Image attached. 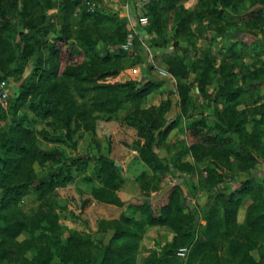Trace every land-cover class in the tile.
<instances>
[{"label": "trees", "instance_id": "obj_1", "mask_svg": "<svg viewBox=\"0 0 264 264\" xmlns=\"http://www.w3.org/2000/svg\"><path fill=\"white\" fill-rule=\"evenodd\" d=\"M45 1L46 5L43 0H0V80H7L20 71L21 61L26 63L36 54V48L46 49L36 57L38 78L18 87L19 93L11 98L8 111L0 102V120L4 122L0 126V189L4 190L0 204V264H53L55 256L59 257L60 264H138L137 250L145 228L150 225L166 226L174 236L161 249L150 251L142 264H196L197 261L200 264L223 261L264 264V180L249 177L233 190L226 186L222 189L223 172L215 169L219 166L233 171H251L264 158V95L256 97L253 89L258 87L246 89L236 85L234 73L227 64L221 69L213 67L212 62L211 67L205 66L197 75L199 92L205 94L207 85L217 80L215 100L224 107L216 111L215 121L199 118L189 123L192 135L197 138L189 146L194 161L180 163L175 159L168 163L159 154L158 147L174 125L180 123L179 119L174 123L167 121L173 104L170 96L175 90H168V96L158 107L142 108L141 104L169 79L158 77L152 69L144 78L136 77L124 64L126 51L121 47L111 50V45L120 46L126 40L127 29L122 20L99 8L89 11L83 0H61L59 11L63 23L59 30H52L45 9L55 4L52 0ZM178 1H151L147 7L152 16V23L146 27L148 32L162 28L166 22L165 11L176 7ZM238 1L199 0L195 11L179 8L176 34L185 33L189 38V33L195 32L190 27L191 22L199 21V30L204 21L222 15L220 6L236 9ZM252 1L264 6V0ZM249 14L252 17L247 23L254 28H264V7ZM224 30L220 28V32ZM48 35L50 39L42 41L41 36ZM152 39V47L166 44ZM100 41H103L102 50ZM174 45L182 47L178 42ZM186 57V54L169 56L165 60L177 79L183 114L192 104L191 86L185 81L190 74ZM260 71L264 74L263 69L255 66L250 73H245L243 81L255 86L261 77ZM249 94L253 98L252 105L238 107L241 99ZM125 102L135 106L126 116L127 123L137 129L134 149L139 151L140 161L152 171L151 176L139 175L143 191L157 190L161 174L171 168L195 173L198 164L211 157L216 166L204 169L209 173L207 186L216 189L214 200L200 213L182 186L176 184L159 210L149 202L129 204V213L100 221L101 229H113L108 243L78 229L64 242L60 210H69L72 219L78 222L93 200L125 206L126 202L119 195L125 180L111 150L105 151L100 143L96 153L65 157L59 147L43 145L42 141L70 143L76 151V134L81 130L96 133L101 115L111 117ZM24 106L39 118L38 126L28 123L30 116L21 112ZM250 121L252 131L247 130ZM228 133L236 134L238 142ZM36 163L61 165L40 176ZM75 171L79 174L87 171L84 179L96 182L90 196L82 200L80 210L60 205L50 198L51 194H57L59 187L77 179ZM30 193L37 195L40 206L31 219H25L17 214L16 206L22 196ZM247 197L252 201L244 222L239 223L238 210ZM26 230L32 237L19 240V235ZM182 247H191L185 262L177 255ZM33 250L32 256H27ZM94 250H99L100 254H95ZM221 250L226 257L221 255Z\"/></svg>", "mask_w": 264, "mask_h": 264}, {"label": "rangeland", "instance_id": "obj_2", "mask_svg": "<svg viewBox=\"0 0 264 264\" xmlns=\"http://www.w3.org/2000/svg\"><path fill=\"white\" fill-rule=\"evenodd\" d=\"M86 1L88 0H83L84 6H86ZM92 1L100 4L99 9L124 22L127 29V37L129 33H134L135 41L129 49L125 50L123 48L122 45L125 42L120 46L111 45L110 48L111 50H114L121 47L126 51L127 55L124 57V64L130 67L129 70L133 71L136 77L142 79L149 73V70L152 69L150 68L152 63L149 58L150 55L147 52L146 45L143 44V40L145 39H149L147 41L148 44L152 42V38L156 39L159 43L166 42L165 45L158 44L156 47L152 48L154 63L158 64L160 67L168 69L165 60L169 56L187 55L186 63L190 74L185 81L191 86L190 93L192 95V104L189 106L188 112H184V114L181 112V99L177 85L173 84L170 80L163 81L161 86L150 94L141 104L142 108L158 107L161 105L165 97L168 96L166 94L167 91L175 90V93L170 96L173 104L168 113L167 121L168 123H174L176 119H179L180 123L174 125L167 138L160 143L158 147L159 154L166 159V162L173 163L175 159L180 163L194 161L192 154L189 152V146L197 138L192 135L189 123L193 119L199 118L215 121L216 111L218 109L222 110L224 107L222 102L215 100V88H217L218 85L217 80L214 79L211 84L207 85V92L205 94L199 92L197 75L205 66L211 67L210 63L212 62L213 67L221 69L223 64H227L234 73L233 79L236 85H242L246 89L258 87L253 89L256 97L264 95V74L262 71H260L262 74L255 86L252 82L246 83L243 81L245 73H250L255 69V66L264 70V28H254L250 23L246 22L249 19L251 21L252 16L249 14L250 11L264 7L263 4L253 3L252 0H240L237 2L236 9L229 6H220L222 15L217 18L214 17V20L211 18V20L204 21L199 30H197V25L200 22L197 20L191 22L190 27L192 31L195 32L191 34L189 33L188 38L185 33H180L179 35L176 34V26L179 17L178 10L180 8L182 11H195L199 7V0H179L176 7H168L165 11L166 22L162 25V28L150 32L141 26H136L135 24L130 23L128 15L139 16L140 14H145L149 16V23H152V16L147 7L150 3L152 4L154 0ZM127 1L130 4V9L128 8L129 10L125 6ZM52 2L55 5L51 8H46L45 14L49 17V29L59 30L63 23L62 14L59 11L61 0H52ZM43 4L46 5L47 2L43 0ZM195 17H197V15H195ZM221 27L225 28L224 32H220ZM51 32L54 33V31ZM50 37V35L46 37L41 36V39H43L42 41H46L49 40ZM190 40H193L194 43H191ZM176 42L180 43L182 47H175L174 43ZM99 49H103V41H100ZM40 52H46V49L36 48V54L31 56L26 63L21 61L20 67L22 69L7 78V82L11 84V87L9 90L8 101L5 104L1 103L3 109L7 111L9 110L12 102L11 98L19 93L17 91L18 87L21 85H28L38 78V74L35 70V63L37 54ZM212 73L215 74V71ZM252 99L253 98L250 94L247 95V97L241 99V103L238 107L243 108L252 105ZM134 108L135 106L131 102H125L120 110L111 117L109 115H101L97 121L96 133L83 130L78 132L75 136L78 142L76 151L73 150L70 143L49 144L42 141L43 145L59 147L64 152L65 157L73 156L75 153L82 155L96 153L97 145L100 143L105 151L111 150V156L115 158L125 180L119 190V195L126 202L125 206H116L93 200L85 207L83 219L78 222L72 219L69 210H60L59 224L61 225L60 232L64 242L67 241L68 237L75 229H78L84 234L91 233L94 238L108 243L113 234V229H101L100 221L119 218L123 212L129 213L131 211L128 207L129 204L149 202L154 209L159 210L160 206L166 202L171 188L176 184H185L187 186L186 188H189L187 189L188 195L192 193L191 191L194 192V194L188 196V198L194 207L198 208L199 206L201 210L209 208V205L214 200L212 196L215 194L216 189H210L207 186L209 173L205 170V167L216 166L211 157H208L206 161L198 164L195 173L191 171L181 172L171 168L164 174H161V181L159 182V188L157 190L149 191L148 193L143 191L139 175H141V173H147L151 176L152 171L147 165L140 161L139 151L134 149V141L137 139V129L130 126L126 120V116L131 113ZM21 112L27 113L30 116L31 120H29L28 123H30L31 126H38L40 122L39 118L33 111L29 110L27 106H24L21 109ZM2 125H4V122L0 120V126ZM252 128L253 124L250 121L247 124V130L252 131ZM227 135L232 136L235 143L238 142L236 134L228 133ZM262 140L264 141V136L262 137ZM60 165L61 163H47L45 165L36 163L35 168L37 173L42 176L51 171L57 170ZM215 169H219L223 172L224 181L220 186L222 189L226 186L230 187V190H233L235 186L239 185L240 181L249 177H255L259 181L264 180V158H261L259 163L251 171H233L219 166H216ZM87 171L90 172L91 168ZM84 173L79 174L78 171H75L77 179L66 186L59 187L57 194H51L50 198L53 201H58L60 205H67L70 209L79 208L80 210L82 200L84 197L90 196L92 188L96 184L95 181L89 182L85 180ZM3 195L4 190L0 189V204ZM248 199L249 201H252L250 197H248ZM39 206L40 201L37 195L30 193L19 199L16 211L19 216H22L25 219H31ZM137 215L139 217L140 213ZM201 222L205 223V220H202ZM164 227L166 228V232H159L158 238L155 236V231L150 233L151 230L149 226L145 228L144 237L137 250L138 264H142L143 259L150 251L153 249H161L163 245L173 239L171 237L173 232L168 227ZM36 234L39 235V231H37ZM31 237V233L26 230L19 235L18 239L24 240ZM154 243L155 246L153 247ZM94 252L97 255L100 254L99 250H94ZM33 253L34 250L29 251L27 256H32ZM254 253L256 257L259 258L258 252L255 251ZM177 255L184 259V262L187 260V257L184 258L179 254ZM221 255L226 257L224 256V250H221ZM53 264H60L59 257H54ZM196 264L200 263L197 261ZM218 264L230 263L223 261Z\"/></svg>", "mask_w": 264, "mask_h": 264}, {"label": "built area", "instance_id": "obj_3", "mask_svg": "<svg viewBox=\"0 0 264 264\" xmlns=\"http://www.w3.org/2000/svg\"><path fill=\"white\" fill-rule=\"evenodd\" d=\"M86 7L89 11H94L95 9L99 8L100 4L95 2V1H91L88 0L86 1ZM125 6L127 7V9H130V4L127 1V3L125 4ZM128 9V10H129ZM128 19L129 22L132 24H135L136 26H141L142 28L146 29V26L149 24V16L145 15V14H140L138 15H128ZM149 39H145L143 40V44L146 45L147 48V52L150 55V60H151V68L152 71L160 78H168L173 84H177V79L175 78V76L172 75V73L163 67H160L158 64L154 63V58H153V53H152V47L150 44L147 43ZM135 41V37H134V33L131 32L128 34L127 40L125 41V43L122 45L123 48L129 49ZM11 84H9L7 82V80H0V102L1 103H6L8 101V97H9V90H10ZM191 247H182L179 249L178 254L184 258L188 257L189 253H190Z\"/></svg>", "mask_w": 264, "mask_h": 264}, {"label": "crops", "instance_id": "obj_4", "mask_svg": "<svg viewBox=\"0 0 264 264\" xmlns=\"http://www.w3.org/2000/svg\"><path fill=\"white\" fill-rule=\"evenodd\" d=\"M122 5V4H121ZM181 186H182V188L184 189V191H185V193H186V195L187 196H190V195H193L194 193L192 192L190 195H188V192H187V189H189V188H186L187 186L185 185V184H181ZM237 186H235L234 188H236ZM246 203H245V202ZM243 201V203L241 204V206H240V208H239V210H238V221L239 222H243L244 221V219H245V215H246V211H247V208L249 207V205H250V203H251V201H249V199H248V197L245 199ZM203 207H205V206H203ZM198 208H199V206H198ZM200 209V208H199ZM200 213H202L201 212V209H200ZM148 227V226H147ZM146 227V228H147ZM150 227V233L152 232V231H155V236H156V238H158L159 237V232H162V231H165L166 232V228L164 227V226H160V225H150L149 226ZM173 236H174V233H172V235H171V237L173 238ZM170 237V238H171ZM171 238V239H172ZM154 242V241H153ZM155 246V243L153 244V247Z\"/></svg>", "mask_w": 264, "mask_h": 264}]
</instances>
